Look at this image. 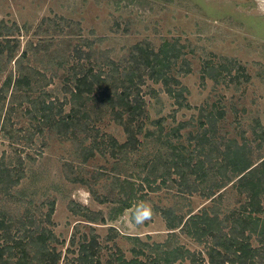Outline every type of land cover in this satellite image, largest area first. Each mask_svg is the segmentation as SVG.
Here are the masks:
<instances>
[{
	"label": "rangeland",
	"instance_id": "obj_1",
	"mask_svg": "<svg viewBox=\"0 0 264 264\" xmlns=\"http://www.w3.org/2000/svg\"><path fill=\"white\" fill-rule=\"evenodd\" d=\"M0 27L20 42L14 60H0V90L12 77L0 97V162L12 170L13 182L20 176L8 193L0 186V206L16 222L13 234H23L20 219L33 214L37 224L54 232L51 246L62 253L59 264L75 261L79 243L92 237L101 264H116L117 254L131 259L134 246L164 242L175 232L178 244L198 256L203 253L206 260L198 257V264H209L204 243L180 228L171 231L162 209L170 207L187 217L212 207L224 216L242 211L246 199L237 191V179L218 187L219 174L209 172L202 180L189 171L184 177L166 159L176 145L212 171L222 162L225 143H242L244 137L254 159L264 157V145L258 148L256 139V130L264 131V0H0ZM165 40L178 43L184 52L172 75L186 87L189 105L180 107L163 83L146 75L142 93L147 115L136 150H112L109 138L99 137L104 152L86 160L83 135L70 139L33 117L35 105L44 99L55 109L63 104L70 111L73 84L68 73L73 64L93 66L118 85L131 66L134 45L158 48ZM24 50L27 57L17 61ZM30 69L34 85L20 89L15 80ZM89 110L93 118L100 116L96 122L102 135H112L119 143L126 140L123 126L99 96L89 98ZM219 111L224 116L212 129L208 116ZM205 130L209 140L203 144L200 134ZM124 198L133 206L119 212ZM54 199L52 221H47ZM142 205L150 208L151 218L137 224L132 210L140 213ZM89 214L98 219L91 221ZM133 236L143 243L137 244ZM253 243L260 244L255 238ZM145 253L155 256L149 247ZM176 264L194 263L186 259Z\"/></svg>",
	"mask_w": 264,
	"mask_h": 264
},
{
	"label": "trees",
	"instance_id": "obj_2",
	"mask_svg": "<svg viewBox=\"0 0 264 264\" xmlns=\"http://www.w3.org/2000/svg\"><path fill=\"white\" fill-rule=\"evenodd\" d=\"M5 25V24H4ZM4 25L2 27H4ZM10 32H5L0 27V60H14L19 49V40H13ZM27 51L24 50L22 58L16 60H24L27 57ZM90 58V57H89ZM184 52L178 43L165 40L158 48L152 47L149 43L136 44L130 52L131 66L123 72V78L118 85L114 82L109 83L108 78L103 77L98 72H94L93 66L89 69L73 64L70 76L73 86L70 88L71 109L66 112L63 104L55 109L53 102L48 103L45 99L43 102L35 105L36 112L34 118L45 121L44 125L48 128H56L61 134L69 136L70 139L81 137L84 147L83 156L87 160L96 152H104L101 139L99 137H108L112 150H121V152L134 151L140 142L139 135L144 132L146 119V104L144 94L142 93V84L145 83V76H149L155 82L164 84L166 91L175 99L180 107L189 105L185 102L184 91L185 86L182 85L180 79L172 75V70L178 60H183ZM22 69V68H21ZM32 70V69H30ZM34 73L26 72L19 74L15 80V85L20 89L30 90L34 85ZM12 83V77L8 76L1 87L0 97L9 89ZM99 96V99L106 105L114 119L118 121L124 128L126 140L123 143L112 135L101 134L100 128L97 127V120L91 115L89 110V98ZM186 103V104H185ZM224 116V112L219 111L216 115L212 113L208 116L207 123L211 124L210 128H214L218 119ZM183 124H180L176 131ZM44 130V128L42 129ZM257 147L264 145V131L256 130ZM203 142L209 140L207 130L200 134ZM89 143V147L86 145ZM200 149H203L201 147ZM188 149L173 147L170 157L166 159L171 169L187 176L188 172L196 174L197 178L206 179L209 172L219 174L221 180L218 187H223L228 182L237 179L236 188L239 194L245 197V204L242 211H229L224 216L215 208L203 207L198 212H191L187 217L176 214L173 208H163L162 214L167 220V226L171 231L178 228L196 241L204 243L209 264H264V157L260 160L254 159V150L252 145L244 137V142L240 143L236 139H231L225 143L224 148L220 150L222 162L218 166H214L215 170H207L206 165L200 161L193 162L191 156L187 153ZM146 166V164L144 165ZM160 162L155 167H159ZM155 173L154 166L150 169ZM219 177V178H220ZM14 175L12 170L0 162V186L5 192H9L10 188L19 183L20 176L12 181ZM148 178V176H147ZM55 199L49 201V209L45 215L47 221H52L55 211ZM133 206L129 198L120 201L118 210L123 211ZM0 227L3 232L0 233V241L6 242L0 244V264H59L62 253L55 246H51L52 241L56 240V236L52 230L46 225L37 224L33 214L25 215L24 220L20 219V224L24 228V233L15 236L12 229L15 227V220L8 219L9 212L0 206ZM132 214H136L135 209ZM91 221L98 218L89 214ZM105 219L104 217L101 220ZM37 228L29 230V227ZM171 234L164 242H157L153 245L143 243L138 236H133L135 242H142L145 247H149L154 251V257H149L145 253V247H133V257L128 259L123 254H117L113 258L116 264H176L177 261L190 259L194 264L205 261L203 253L199 256L191 250L185 248L177 242V233ZM253 238L260 242L254 245ZM85 238L79 243L78 256L75 261H67L66 264H101L102 255L98 242L92 237L87 242ZM74 243V241H73ZM136 244V245H137ZM15 251V252H14ZM18 253V257L14 255ZM146 256V259L142 258ZM109 259H112V258ZM114 261L111 260V264Z\"/></svg>",
	"mask_w": 264,
	"mask_h": 264
},
{
	"label": "clouds",
	"instance_id": "obj_3",
	"mask_svg": "<svg viewBox=\"0 0 264 264\" xmlns=\"http://www.w3.org/2000/svg\"><path fill=\"white\" fill-rule=\"evenodd\" d=\"M151 218V210L147 205L141 206V212L134 214L133 219L137 224H143L145 221Z\"/></svg>",
	"mask_w": 264,
	"mask_h": 264
}]
</instances>
